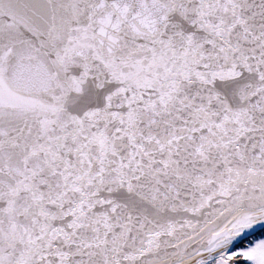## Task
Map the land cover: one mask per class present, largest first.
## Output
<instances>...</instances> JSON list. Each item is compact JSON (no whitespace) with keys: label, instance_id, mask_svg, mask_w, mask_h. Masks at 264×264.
Listing matches in <instances>:
<instances>
[{"label":"snow or ice","instance_id":"snow-or-ice-1","mask_svg":"<svg viewBox=\"0 0 264 264\" xmlns=\"http://www.w3.org/2000/svg\"><path fill=\"white\" fill-rule=\"evenodd\" d=\"M0 264H264V0H0Z\"/></svg>","mask_w":264,"mask_h":264}]
</instances>
